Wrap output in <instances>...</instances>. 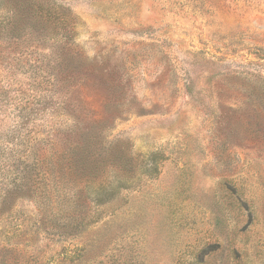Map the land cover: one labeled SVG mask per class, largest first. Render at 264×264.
I'll use <instances>...</instances> for the list:
<instances>
[{"label":"rangeland","instance_id":"rangeland-1","mask_svg":"<svg viewBox=\"0 0 264 264\" xmlns=\"http://www.w3.org/2000/svg\"><path fill=\"white\" fill-rule=\"evenodd\" d=\"M0 252L264 264V0H0Z\"/></svg>","mask_w":264,"mask_h":264},{"label":"trees","instance_id":"trees-1","mask_svg":"<svg viewBox=\"0 0 264 264\" xmlns=\"http://www.w3.org/2000/svg\"><path fill=\"white\" fill-rule=\"evenodd\" d=\"M256 112V111H255ZM257 114L253 119H248L246 124L252 125L254 122H259L261 113L256 112ZM71 153L75 156V159L72 164L73 172H76L79 175V179L84 181V185L89 189H93L95 192L92 194L87 193V199H90L92 204H95L99 209L110 204L116 196H118L119 191L124 188V184H120L118 188H115L109 182L98 181L99 177L102 176L106 168L109 165L113 164L112 161H109V153L106 152L104 155H94L93 151L84 149V146L77 145L72 149ZM120 159V158H119ZM118 161H121L118 160ZM84 189V190H86ZM89 191V190H88ZM80 199V197L78 198ZM85 217H88L85 215ZM82 226V221H81ZM0 264H18L15 256L8 253L2 255L0 252Z\"/></svg>","mask_w":264,"mask_h":264}]
</instances>
